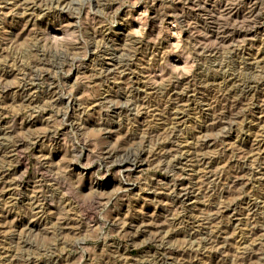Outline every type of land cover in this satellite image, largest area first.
I'll return each mask as SVG.
<instances>
[{"label":"rangeland","instance_id":"374dc122","mask_svg":"<svg viewBox=\"0 0 264 264\" xmlns=\"http://www.w3.org/2000/svg\"><path fill=\"white\" fill-rule=\"evenodd\" d=\"M0 264H264V0H0Z\"/></svg>","mask_w":264,"mask_h":264}]
</instances>
